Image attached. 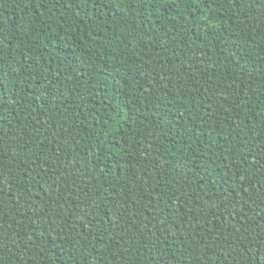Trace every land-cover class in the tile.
<instances>
[{"label":"trees","instance_id":"16d2710c","mask_svg":"<svg viewBox=\"0 0 264 264\" xmlns=\"http://www.w3.org/2000/svg\"><path fill=\"white\" fill-rule=\"evenodd\" d=\"M0 264H264V0H0Z\"/></svg>","mask_w":264,"mask_h":264}]
</instances>
